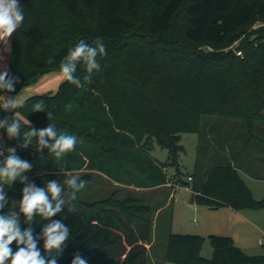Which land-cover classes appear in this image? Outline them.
Returning a JSON list of instances; mask_svg holds the SVG:
<instances>
[{
  "label": "trees",
  "instance_id": "1",
  "mask_svg": "<svg viewBox=\"0 0 264 264\" xmlns=\"http://www.w3.org/2000/svg\"><path fill=\"white\" fill-rule=\"evenodd\" d=\"M56 2L72 18L65 24L70 26L74 20L83 34L34 61L27 55L30 52L19 54L22 48L12 54L8 72L18 76L20 82L14 92L7 94L13 96L23 84L59 67L68 50L80 40L92 44L101 38L107 55L97 57L100 68L91 74L83 64L77 65L76 75L83 87L64 80L56 92L29 96L22 101V108L0 110V119L16 116L21 120V133L52 123L58 134L77 137L75 150L62 161H57L47 149L40 152L35 138L26 148L20 147V138L11 139L17 155L32 163L31 171L25 174L31 175L30 181L37 186L44 187L52 173L83 167L137 186L167 184L164 166L178 169L179 153L184 151L180 143L182 134L196 132L201 139L203 129L205 133L210 126L206 116L238 121L242 148L251 146L254 132L264 134V34L249 40L248 46H240L245 52L243 56L233 51H204L193 45L203 40L213 46L223 44L234 28L248 24L255 14L264 15V0H149L150 15L138 24L124 16L125 11H135L137 0ZM181 7L186 16L182 28L186 41L168 34L172 18ZM135 30L147 34V38L135 40ZM32 41L24 47L36 48L30 54L34 56L43 52L42 47L51 45L38 37ZM121 57L133 61L122 62ZM86 76H90V82L85 81ZM37 102H43L45 112H32ZM48 112L52 113L51 120L47 119ZM262 136L259 140L264 147ZM153 141L167 150L166 162H157L148 153ZM229 146L230 153L218 156L214 163L206 157L203 160L204 152L197 146L199 155L193 175H189L195 191L193 200L212 208H264V197L254 198L240 175L239 145L232 142ZM231 148L238 149L236 156ZM117 171L125 176H117ZM138 174L148 182H139ZM92 175L86 172L78 177L87 181ZM110 200H75V211L69 212L66 204L61 213L50 218L71 229L57 264H71L76 254L88 264H147L155 207L133 203L134 197ZM49 222L36 217L32 225L34 234L40 236ZM210 240L213 255L207 259L200 254L203 236L170 232L166 257L175 264H264V256L245 254L230 236L210 235ZM38 246L43 254L42 239ZM11 247L15 251V242Z\"/></svg>",
  "mask_w": 264,
  "mask_h": 264
},
{
  "label": "rangeland",
  "instance_id": "2",
  "mask_svg": "<svg viewBox=\"0 0 264 264\" xmlns=\"http://www.w3.org/2000/svg\"><path fill=\"white\" fill-rule=\"evenodd\" d=\"M18 2L23 8L24 21L12 36L0 39V65L2 71L9 70L11 55H16L20 48L22 49L19 54L30 52L27 55H29V59L33 58L34 61L56 51L65 42L71 44V40L83 34L80 28H77V23L74 20H72L70 26L65 24V22L72 18L62 12L56 0H18ZM150 5L149 0H137L135 11H125L124 16L135 19L137 24L144 23L150 15ZM185 18L184 7H181L175 12L172 18L168 34L182 41H186L182 37ZM41 31L43 32L41 33ZM262 34H264V15L255 14L248 24L234 28L223 44L213 46L208 44L206 40H203L193 45H197V47H200L204 51H233L237 55L243 56L245 52L240 46L242 47L246 43V46H248L250 44L248 42L249 40L256 39L258 35ZM132 36H135V40L137 41L147 38V34L137 30H135ZM34 37L46 39V41L51 42L50 47L37 48L38 50H43V52L39 50L41 53L37 56L30 55L32 51H36V48L32 50L24 47L27 42H33L32 39ZM155 42L157 44V40ZM120 60L122 62L133 61L125 57H121ZM63 81L64 79L60 73V68H51L49 71L38 75L37 78L23 84L13 97L17 96L18 100L23 101L35 94H50L56 92ZM4 95L8 94L5 93ZM206 118H210V126L205 130V133H207L206 138H204V129L203 134L200 136L204 139H200L196 132L183 133L180 143L184 147V151L179 153L178 169L175 170V167L171 165L164 166L168 176V183L166 185L174 199L167 204V199L164 200L166 205L163 203L158 211L153 208L152 237L148 244L147 264H175L166 257L168 234L170 232L203 236L204 241L200 254L207 259H210L213 255L210 235L230 236L233 243L239 246L245 254L264 256V208L261 210L253 209L243 211H235L228 208L209 209L205 207L206 205H201L194 200L190 201L192 190L187 187L189 183L187 177L193 175L191 173L193 165L197 154L199 155L197 153V146L200 151L204 152L202 159L204 160L206 157L208 161L214 163L216 161L213 160L218 158V156L223 155L225 152L230 153L229 144L233 142L235 146L239 145L238 149L240 150L239 154L241 156L239 161L242 162V164L239 163L241 166L239 170L240 174L251 190L254 198L260 199L264 197V180L251 178L249 177L250 175L248 176V174H256L259 177H264V161H262L264 160V147H261V141L259 140V136L264 134L254 132L255 135L251 140V146L242 148L240 142L241 130L238 121L217 116H206ZM151 145L153 146L151 154L159 161L166 162L168 157L167 150L155 141ZM0 147L5 152V155L0 157V160H3L7 156V149L12 147L11 139L7 136L6 129H0ZM238 149L231 148L233 156H236L234 152ZM117 172L120 174L117 176H122V178L125 176L124 173ZM24 175L30 181L31 175ZM50 175V180L57 179L62 184L67 179L65 176H61L60 173H52ZM99 175V173L93 174L92 178H89L87 181L84 180L86 186L77 194L76 200L82 199L88 202H95L109 197L111 200L114 198L130 199L134 197L136 200L133 203L140 202L149 207H156L155 201L159 198L158 192H156L157 197L155 196L154 200L149 199L151 194H155L152 192L154 189L134 190L126 186L114 184L111 179L102 175H100L102 177L100 178ZM137 178L139 182H148L142 181L140 174H138ZM23 186V184L17 181L13 186L5 187L7 196L9 197V207H15V201L18 202L22 198L21 189ZM7 210L6 208L4 211L7 212ZM21 227H28V225L23 223V217H21Z\"/></svg>",
  "mask_w": 264,
  "mask_h": 264
},
{
  "label": "clouds",
  "instance_id": "3",
  "mask_svg": "<svg viewBox=\"0 0 264 264\" xmlns=\"http://www.w3.org/2000/svg\"><path fill=\"white\" fill-rule=\"evenodd\" d=\"M23 21L24 12L18 0H0V39L12 36ZM106 55L107 50L101 38H97L92 44L80 40L68 50L60 62V73L64 80L81 88L83 84L76 75L77 65L83 64L91 74L93 70L100 68L97 57ZM84 79L90 82V76ZM19 82L18 76L11 75L7 70L0 71V109L7 112L24 107V102L18 100L17 96L4 95L14 92ZM67 109L70 111L72 105L69 104ZM36 111L45 112L43 102L33 105L32 112ZM47 119H52L51 112L47 113ZM21 128L22 122L16 116L11 120L0 119V129H6L9 139L20 138L22 148L32 144L35 138L38 150L43 152L47 149L57 161L64 160L66 155L76 148L77 137L72 134H58L56 126L52 123L40 130L29 128L23 133ZM0 155H3V152H0ZM32 167L31 162L17 155L15 147L8 148L7 156L0 160V264H57L63 246L70 237L71 229L68 225L50 218L61 213L66 204L69 205V212L75 211L72 202L85 188L86 182L72 175L65 179L63 184L54 179L47 181L44 187H39L24 175L31 171ZM17 181L24 185L21 189L22 198L18 202L15 201V207H9L5 187H11ZM6 208L7 212L4 211ZM37 216L50 221L42 228L40 236L34 234L35 229L32 226ZM21 217L28 227H21ZM41 239L43 254L38 246ZM14 242L15 251L11 247ZM71 264H88V261L76 254Z\"/></svg>",
  "mask_w": 264,
  "mask_h": 264
},
{
  "label": "crops",
  "instance_id": "4",
  "mask_svg": "<svg viewBox=\"0 0 264 264\" xmlns=\"http://www.w3.org/2000/svg\"><path fill=\"white\" fill-rule=\"evenodd\" d=\"M152 147L153 146H150V149L148 150V153L152 156V158L155 160V161H157V162H161V161H159L158 159H156L152 154H151V149H152ZM86 172H90V173H92V174H100V175H102V176H104V177H106V178H108V179H111L113 182H114V184L116 183V184H119V185H122V186H126V187H129V188H132V189H134V190H146V189H154V191H152L153 193H155L154 195H152L151 194V196L149 197V199L150 200H154L155 199V196H156V192H158V195H159V198H158V200L157 201H155V203H156V207H155V209H156V211H158L159 209H160V207L163 205V203H164V200H166L167 199V202H166V204L169 202V201H171V200H173L174 198H173V195H171V192H170V190H169V188H168V186L165 184V183H161V184H158V185H154V186H147V187H143V186H137L134 182H131V183H124V182H118V181H116V180H114V179H112V178H110L107 174H105V173H103V172H100L99 170H95V169H88V168H86V167H83V168H81V169H79V170H67V171H64V172H55V173H60L61 175H63V176H65L66 178H69L70 176H72V175H76V176H78L79 175V173H86ZM191 173H193V170H192V172ZM99 175V177L100 178H102L101 176ZM241 175V174H240ZM242 176V175H241ZM249 176V175H248ZM249 177H251V178H254V177H252V176H249ZM243 178V177H242ZM187 179H188V177H187ZM256 179H260V180H264V178H256ZM194 180V179H193ZM189 183L187 184L188 186V188H190L191 190H192V195H191V197H190V201H193V194L195 193V191L193 190V181L191 180V181H188ZM246 183V182H245ZM162 187V188H161ZM157 188H160V189H157ZM134 194H136V193H134ZM174 195H175V193H174ZM157 197V196H156ZM149 200V201H150ZM165 203H164V205H166ZM152 207H154V206H152ZM205 207H207V208H209V209H225V208H228V209H232V210H235V209H233V208H231L230 206H227V205H222V206H219V207H217V208H212V207H209V206H205ZM243 210H253V209H243ZM243 210H235V211H243ZM257 210H261V209H257ZM255 211V210H254Z\"/></svg>",
  "mask_w": 264,
  "mask_h": 264
},
{
  "label": "built area",
  "instance_id": "5",
  "mask_svg": "<svg viewBox=\"0 0 264 264\" xmlns=\"http://www.w3.org/2000/svg\"><path fill=\"white\" fill-rule=\"evenodd\" d=\"M0 152H3V155H0V157H3L5 155V152L1 147H0ZM191 180H192V177L188 176V181H191Z\"/></svg>",
  "mask_w": 264,
  "mask_h": 264
}]
</instances>
